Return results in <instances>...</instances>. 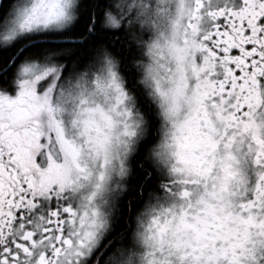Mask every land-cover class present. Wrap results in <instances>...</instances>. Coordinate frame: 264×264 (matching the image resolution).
<instances>
[{"label": "snow or ice", "instance_id": "6c2138e0", "mask_svg": "<svg viewBox=\"0 0 264 264\" xmlns=\"http://www.w3.org/2000/svg\"><path fill=\"white\" fill-rule=\"evenodd\" d=\"M0 264H264V0H0Z\"/></svg>", "mask_w": 264, "mask_h": 264}]
</instances>
